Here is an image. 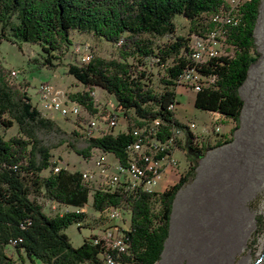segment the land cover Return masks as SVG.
<instances>
[{
    "label": "trees",
    "instance_id": "obj_1",
    "mask_svg": "<svg viewBox=\"0 0 264 264\" xmlns=\"http://www.w3.org/2000/svg\"><path fill=\"white\" fill-rule=\"evenodd\" d=\"M258 3L241 0L233 11L234 23L222 25L223 39L231 47L229 55L194 65L188 54V36L173 34L171 17L178 14L187 20V34L201 33L213 25V14L226 10L224 0H0V40L17 47L19 42L36 44L41 51L38 64L46 68L60 64L70 30L89 32L115 45L111 56L90 54L85 62L65 64V71L81 85L68 92L70 98L90 114L95 110L91 91L99 87L113 99L108 110L126 122L124 130L88 137L82 147L69 143L74 152L87 155L89 148L96 147L123 163L124 146L133 139L131 128L149 127L152 119L155 137L161 140L171 135L168 152L183 146L187 151L184 171L160 190L90 188L77 170L51 169L55 161L50 160L48 146L39 142L35 130L55 126L29 102L26 80L10 82L0 64V128L16 126L13 134L5 138L0 134V264H12L20 252L26 260L35 258L40 264H100L99 253L104 252L113 254L120 264H154L167 235L175 190L191 176L206 149L227 141L224 133L210 143L194 139L174 117L168 104L176 103V79L189 67L211 75L193 92L191 103L219 119H229L230 134L241 107L237 89L255 53L252 27ZM148 36L164 38L153 42ZM150 66L160 68L158 88L152 85ZM42 169L46 173L41 174ZM38 198L77 207L89 198L93 210L121 207L128 218L125 247L114 254L93 241L90 233L78 244H70L63 228L81 220L83 212H44Z\"/></svg>",
    "mask_w": 264,
    "mask_h": 264
},
{
    "label": "rangeland",
    "instance_id": "obj_2",
    "mask_svg": "<svg viewBox=\"0 0 264 264\" xmlns=\"http://www.w3.org/2000/svg\"><path fill=\"white\" fill-rule=\"evenodd\" d=\"M171 21L173 34L191 36V33L187 34L185 18L174 14ZM252 37L255 53L237 89L241 107L237 125L231 133H227L232 124L229 119H219L211 112L190 111L192 114L188 117L195 122V132L200 130L201 125L217 124V134L224 133L227 141L206 149L197 159L191 176L177 188L178 199L172 210L169 232L154 264H261L264 261V0H259L257 6ZM149 38L158 42L164 37ZM75 47L86 48L90 54L104 57L115 52V45L102 37L70 30L69 44L61 52L60 64L53 68L38 64L41 51L36 44L19 42L17 47L3 39L0 40V64L5 68L4 76L10 82L16 83L21 78L26 80L27 93H31L39 81L49 82L67 93L73 92L79 90L81 85L65 71V64L77 63ZM226 50H229L228 46ZM10 68L15 70L14 76L8 75ZM149 71L152 73V85L158 88L160 85L156 78L160 68L150 66ZM174 94L178 103L190 107L193 92L177 85L174 86ZM91 96L99 114L105 113L113 104L112 97L99 87L92 89ZM178 107L185 108L184 105ZM87 115L89 113L82 107L76 118L52 114L49 119L55 128L35 130L39 142L48 146L50 160L66 170L78 171L91 167V158L96 153L94 148H89L88 154L82 155L68 145L70 143L75 148L84 146L85 139L74 130V122ZM124 126L125 119L118 113L110 131L124 130ZM15 131L14 123L0 128L3 138ZM217 134L212 137L201 135L200 138L210 143L215 138H221ZM174 149L175 163L169 166L170 176L164 185L174 182L186 168V148ZM106 157L111 159L110 155ZM40 173H46V169ZM157 181L159 183V178ZM98 182L99 178L91 173L90 188L97 186ZM88 200L81 207L82 219L70 222L63 228L72 245H76L82 236L92 231L91 227L101 222L95 217ZM38 202L44 212L62 211L60 205L48 200L38 198ZM14 264L19 263L15 260ZM25 264L40 263L33 258L32 261L25 259Z\"/></svg>",
    "mask_w": 264,
    "mask_h": 264
},
{
    "label": "built area",
    "instance_id": "obj_3",
    "mask_svg": "<svg viewBox=\"0 0 264 264\" xmlns=\"http://www.w3.org/2000/svg\"><path fill=\"white\" fill-rule=\"evenodd\" d=\"M224 1L227 5L226 10L210 17L213 25L201 33L191 34L188 38V54L194 65L200 64L210 57L229 55L231 53L230 45L224 41L222 36V25L234 23L233 11L241 0ZM227 46L229 50H226ZM74 49L77 51V62H85L90 57L88 49L78 47ZM7 73L9 76H14L15 70L10 68ZM210 79L211 75L201 74L193 67H189L178 75L175 86L178 85L194 92ZM27 95L37 112L48 118L52 114L76 118L81 107L77 101L68 96L67 92L45 81H39L32 89V92L27 93ZM168 107L172 110L174 117L186 126L194 139H201V135H204L203 137L207 135L212 137L215 133L217 134L218 125H209L208 123L201 125L200 130L195 132V122L193 120L188 116L179 118L176 116L175 103L168 104ZM115 116L109 110L99 114L95 107L92 113L84 118H78L74 122V130L84 139L111 133L110 129L115 123ZM154 122L155 119H152L151 123ZM150 124L149 127L142 125L131 128L133 139L124 146L125 157L123 163H118L111 153L92 147L96 153L91 158V167L78 170L80 179L89 184L91 173H93L94 176L99 178L98 185L108 190H128L133 187L146 191L155 190V184L162 170L166 166L171 167L175 160L172 151L168 152L167 150L168 145L171 144V135L165 139H158L154 136ZM176 135L181 136V132H176ZM106 155H110L111 159H107ZM58 167L59 165L54 164L51 169L55 171ZM48 201L52 204L60 205L62 207L60 212L81 211L82 207L58 204L53 200ZM94 212L95 217L99 218L101 222L91 227L92 231L89 233L93 236L92 240L99 241L102 246L114 254L121 251L125 247L123 232L128 225L126 212L117 206H111V213H104V207L100 210H94ZM99 258L100 264H120L110 252L99 253Z\"/></svg>",
    "mask_w": 264,
    "mask_h": 264
},
{
    "label": "crops",
    "instance_id": "obj_4",
    "mask_svg": "<svg viewBox=\"0 0 264 264\" xmlns=\"http://www.w3.org/2000/svg\"><path fill=\"white\" fill-rule=\"evenodd\" d=\"M176 99V98H175ZM191 101H192V98H191ZM179 105H184V107L185 108H183V107H181L180 109H178L179 107ZM193 111V110H197V111H200V112H202V113H208L207 111H203V110H200V109H197V108H195V107H193L192 106V103H191V105H190V107L189 108H187L186 106H185V104H183V103H178L177 101H176V103H175V112H176V116H178V118L179 117H181V116H190L191 114H192V112H190V111ZM196 124H197V122H196ZM172 155L174 156L175 155V149H173L172 150ZM169 167L168 166H166L164 169H163V171H162V173H161V176L159 177V183H158V181H157V183H158V185L157 186H155V188L157 189V190H160V189H162L164 186H166V185H164V183H166L165 182V180H167L168 178H169ZM156 183V184H157ZM177 190V189H176ZM176 190H175V192H174V194H173V196H172V198H171V203H170V210H169V215H168V224H167V235H168V232H169V228H170V224H171V214H172V210H173V207H174V205H175V201H176V199H178V196H176ZM167 235H166V237H167ZM165 237V238H166ZM80 242V241H79ZM78 242V243H79ZM77 243V244H78ZM164 243V242H163ZM20 255V257H19V259H17L16 261L19 263V264H25V258L23 257V255H22V253L20 252L19 253ZM12 264H14V262L12 263ZM80 264H82V263H80ZM122 264H125V263H122Z\"/></svg>",
    "mask_w": 264,
    "mask_h": 264
},
{
    "label": "bare ground",
    "instance_id": "obj_5",
    "mask_svg": "<svg viewBox=\"0 0 264 264\" xmlns=\"http://www.w3.org/2000/svg\"><path fill=\"white\" fill-rule=\"evenodd\" d=\"M104 213H106V208L104 209ZM108 213H111V208L109 209Z\"/></svg>",
    "mask_w": 264,
    "mask_h": 264
}]
</instances>
